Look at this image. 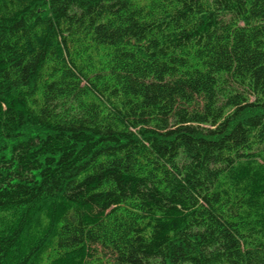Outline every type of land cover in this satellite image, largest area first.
I'll list each match as a JSON object with an SVG mask.
<instances>
[{
	"label": "trees",
	"instance_id": "trees-1",
	"mask_svg": "<svg viewBox=\"0 0 264 264\" xmlns=\"http://www.w3.org/2000/svg\"><path fill=\"white\" fill-rule=\"evenodd\" d=\"M0 264H264V0H0Z\"/></svg>",
	"mask_w": 264,
	"mask_h": 264
}]
</instances>
